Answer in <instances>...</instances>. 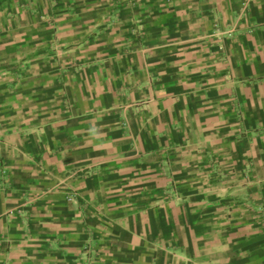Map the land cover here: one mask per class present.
<instances>
[{"label":"crops","instance_id":"0c3cea01","mask_svg":"<svg viewBox=\"0 0 264 264\" xmlns=\"http://www.w3.org/2000/svg\"><path fill=\"white\" fill-rule=\"evenodd\" d=\"M0 264H264V0H0Z\"/></svg>","mask_w":264,"mask_h":264},{"label":"built area","instance_id":"2783aa9c","mask_svg":"<svg viewBox=\"0 0 264 264\" xmlns=\"http://www.w3.org/2000/svg\"><path fill=\"white\" fill-rule=\"evenodd\" d=\"M220 30H217L216 32L218 33L219 36H222V33H219ZM2 172V171H1ZM5 172V171H3ZM71 199V198H70Z\"/></svg>","mask_w":264,"mask_h":264}]
</instances>
